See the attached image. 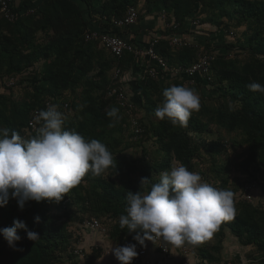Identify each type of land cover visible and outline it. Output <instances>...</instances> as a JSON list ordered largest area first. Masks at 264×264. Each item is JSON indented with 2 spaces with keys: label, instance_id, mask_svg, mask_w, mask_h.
Here are the masks:
<instances>
[{
  "label": "trees",
  "instance_id": "obj_1",
  "mask_svg": "<svg viewBox=\"0 0 264 264\" xmlns=\"http://www.w3.org/2000/svg\"><path fill=\"white\" fill-rule=\"evenodd\" d=\"M137 4L139 0H25L17 7L19 16L15 21L7 19L0 10V80L15 78V84L6 88L8 91L23 84L30 88L19 99L7 95L6 91L0 92V128L15 130L23 138L33 135L29 121L34 111L46 109L47 102H51L62 112L67 103L62 99L63 92H76L77 87L83 85L81 101L76 95L72 103H68L76 111L75 117L64 126L75 129L87 139L103 142L116 157L117 164L101 176H93L89 171L59 202L31 200L23 209L18 202L0 207V229L11 227L19 220L39 235L36 241L29 240L24 229H17L21 239L14 249L0 233V264L63 263L64 251L68 258L78 256L71 248L73 237L77 236L69 230L70 222L77 221L68 211L73 205H81L84 212L94 213L92 217L103 224L100 216L115 220L108 232L117 245L137 242L133 240L135 233H128L127 228L119 226V217L126 214L127 193L147 191L150 185L141 187V178L158 182L160 174L170 170L174 161L192 172L209 161V170L221 178V185L226 188L229 180L225 177V166L219 162L227 149L226 140H207L205 134L212 133V125L233 133L231 143L244 146L246 157L240 162L242 172L247 175L244 183L257 180L264 193V94L246 87L251 82L264 85V0H145V14L141 16L140 11V19H146L148 26L140 24L142 34L154 33L158 37L154 50L170 66H189L198 60L200 53L211 54L214 57L211 74L198 78L192 87H211L209 95L216 93L218 100L208 104L205 96L199 97L200 108L192 112L187 126H173L167 119L157 118L155 109L163 99V90L174 84L184 85L185 79L164 83V78H138L132 101L146 110L145 118L139 122L144 130L140 139L125 142L114 133L123 130L121 122L125 124L126 117L118 121L106 114L111 107L122 111L109 95L110 87L118 80L109 77L108 71L119 68L121 75L135 71L136 58L132 53L106 56V48L99 40L86 39L85 32L99 28L127 39V32L137 31L134 29L137 25L123 29L114 25L113 20L125 15L130 5ZM30 9L33 11L29 12ZM192 21H199V28L209 35L197 37L198 46L174 45L170 36L195 26ZM165 23L171 26L166 27ZM240 27H245L243 38L239 37L236 42L227 40V35L236 37L235 29ZM39 32L47 38L45 42L38 38ZM202 38L217 39L214 44L207 41L204 45ZM132 41L141 42L135 38ZM215 45L224 50L213 54L210 49ZM235 48L249 52V59L241 61L237 56H230V50ZM41 60L40 70L28 71ZM93 69H97L95 74H91ZM153 137L157 144L156 156L147 157L143 146L146 154L139 158L140 163L124 155V150L144 145ZM199 173L207 175L208 172L200 170ZM244 183L239 185L241 193ZM253 203L240 202V211L231 219L221 221L220 236L224 237L229 229L242 245H254L261 255L260 264H264V208ZM52 206L58 212H52ZM86 218H79L81 226ZM198 249L202 259L210 263L221 261V258L215 259L206 246L199 244ZM215 249L218 251L221 246L216 245ZM102 251V247H94L86 263L94 264L95 259L101 258Z\"/></svg>",
  "mask_w": 264,
  "mask_h": 264
},
{
  "label": "clouds",
  "instance_id": "obj_2",
  "mask_svg": "<svg viewBox=\"0 0 264 264\" xmlns=\"http://www.w3.org/2000/svg\"><path fill=\"white\" fill-rule=\"evenodd\" d=\"M246 87L264 94L260 83L251 82ZM162 96L155 115L173 126L186 127L192 112L200 108L199 95L191 87L174 84L165 88ZM118 113V108L111 107L106 114L119 119ZM64 125V114L50 104L34 117V134L27 138L0 128V207L10 198H15L21 209L31 200L59 202L89 171L101 176L108 168L117 167L116 157L103 142L87 139ZM140 185L150 188L128 191L126 214L119 217V226L135 233L133 240L141 246L157 238L177 247L196 245L211 237L222 220L234 216L233 192L205 182L183 164L163 171L155 183L142 177ZM17 229H24L29 240L39 238L24 222L16 220L13 226L0 229L14 249L21 239ZM136 248L135 243H128L110 251L120 264H131L138 256Z\"/></svg>",
  "mask_w": 264,
  "mask_h": 264
},
{
  "label": "rangeland",
  "instance_id": "obj_3",
  "mask_svg": "<svg viewBox=\"0 0 264 264\" xmlns=\"http://www.w3.org/2000/svg\"><path fill=\"white\" fill-rule=\"evenodd\" d=\"M139 8L141 11V16L142 14H145V10H144V3L145 0H139ZM204 16V15H203ZM147 18V17H145ZM148 19V18H147ZM144 24L143 26L147 27L148 26V21L146 19H140L137 26L134 27V29L136 28L137 30H141L142 26H140V24ZM193 23V21H192ZM245 27H240L238 29H235L236 32V37H234L233 35L227 36V40H229L230 42H236L238 40V38H243V31H244ZM38 38L42 41H46L47 38L44 37L43 33L39 32L37 34ZM207 38H202L203 44L206 45L207 41H209L211 44L215 43V39H211L210 40H206ZM206 41V42H205ZM212 52L213 54H219L220 52H222V50H224L222 48V46H217L215 45L214 47L211 46ZM229 52V50H228ZM104 53L106 56H109L110 53L108 51L104 50ZM230 56L232 57H236L239 58L241 61H246L249 59L250 54L247 51H240L239 49L235 48V49H231L230 50ZM43 65V60H41L40 62H37L33 67H31L28 71H32V70H40L42 68ZM115 69V68H114ZM113 68L110 69L108 71V76L111 77L112 73H113ZM97 72V69H93L91 74H95ZM131 71H125L122 76H121V82H123V86L125 88L126 91H128V93L130 94L131 99H133V90H132V85L135 83V85H137L138 82V78L139 77H135V75H130ZM122 84V83H121ZM26 84L23 85H18L12 88L11 91H8L5 88H1L0 92H7V95H11L14 99H19L21 97L24 96V94L30 90V88H26L25 86ZM184 86L187 87H192V84H184ZM83 85H79L77 87V91L76 92H71V90H66L63 92V97L62 99H65V102L71 104L72 100L76 97L77 95V100L81 101V96H82V92H83ZM195 89V88H194ZM211 87H201V88H196L195 91L198 93L199 97L205 96L204 101L208 104H213L217 102V97H216V93H211L209 95V91ZM204 94V95H202ZM130 99V100H131ZM202 100V98H201ZM131 102L133 103V101L131 100ZM66 104V103H65ZM131 104V103H130ZM134 104V103H133ZM132 104V105H133ZM135 105V104H134ZM132 108V112L130 113L128 111L129 108H122V111L118 113L119 115V119L118 121H120L122 119V117H126L127 121L126 123H122L123 126V130H116V132L114 133V136L119 137V138H123L124 141L126 142L127 140H136L135 139V133L134 136H132V133L134 132V128L132 126V120L133 118L137 119L139 122L142 118H145L146 115V110L142 109L139 107V105H135ZM58 106V105H57ZM59 108V106H58ZM62 113L65 116V123L69 122L71 118L75 117L76 111H74L72 108H70L69 106H64V109L62 111ZM130 114H132L133 117L130 116ZM131 122V123H130ZM212 133H206L205 135L207 136V140H212V139H219V138H225L226 140V145L225 147L226 152L224 153V155L220 158V164L225 166V177H228L229 183L227 185L226 188L222 187L221 185V178L219 177H215L212 172L209 170V165L210 162L207 161L205 162V157H207V155H205V151L202 153L203 154V162L202 165L198 166V169L195 171L196 173H198L202 179L205 182H208L210 184H212L215 187L221 188V189H227V190H231L233 192V205H234V214L238 213L240 211L239 209V204L240 202L244 201V199L242 198V193L240 191V186L242 183H244V181H246L247 175L244 174L240 168V162L242 160H244V158L246 157V153H245V148L244 146L242 147H238L236 145H234L233 143H231V137L234 136L233 133H228L224 128L218 127L217 125H212ZM139 138V136H138ZM141 138V137H140ZM139 138V139H140ZM154 137L152 138V140H147L144 142V145L138 144L137 146L134 147H130L126 150L123 151L124 155H126L129 159H136L139 163V158H141L144 154H146V152H144L142 150V146L146 149L147 151V157H152V156H156L154 155L155 150L157 148V144L154 143ZM124 142V143H125ZM125 145V144H124ZM152 156H150V155ZM180 164L177 161H174V166ZM200 170H203L205 172V174L207 173V175H202L199 173ZM108 172H106L105 174H107ZM87 184V183H86ZM17 202V200L15 198H10L8 203L6 205H9L10 203H15ZM253 204H255L256 206H261L262 208H264V196H263V192L261 191L260 185L258 186V189L255 191V198L253 200ZM238 207V208H237ZM52 212H58V210L56 209L55 206H52L50 209ZM61 211V210H60ZM69 213L72 215L73 218H75L77 221L76 222H70L69 224V230L73 233V235L77 236L75 239L73 237V241L71 243V248L74 250L77 247H84V251H85V256L83 257H72V258H68L67 252H63L62 254L64 255V262L63 263H59L57 262L56 264H87L86 262H88V255L92 254L93 248L96 246H100L102 247L105 251V254L103 252V255L101 256V258L95 259L94 264H120V262L112 255H107V251L109 248L116 246L117 242L113 241L110 238V235L108 232V230H111V226L112 224L115 222V220H112L111 218L107 217V216H100V218L104 221V225L108 228V230L105 233H100V232H89L84 230V228H82L81 224H79L80 220L79 218L83 217H92L94 216V213H90L89 211L84 212L81 209V205H73L71 207L68 208ZM79 225V226H78ZM81 227V228H80ZM220 230H219V226L217 227V229L213 232L212 236L205 239L204 240V244L199 243L200 246L204 245L207 247V249L210 251L211 255L217 259V258H222V263H220V261H217L218 264H223L224 262H228L229 260H232L233 262L237 260L238 256L242 255L246 261L248 262V264H251V261H254L256 263H258V259L260 260L261 255L259 254V251L257 250V248L254 245H242L239 242V239L233 235V233L227 229L225 232L224 237L220 238ZM199 244L193 245V248H195V252H197V254L199 255ZM216 245L221 246L220 250H216L215 247ZM252 249V250H251ZM70 251V250H69ZM233 258V259H232ZM257 259V261H255ZM90 260V259H89ZM102 260V261H101ZM200 260L202 262H199L198 264H207L209 262L205 261L204 259H202L200 257ZM207 262V263H206ZM255 263V264H256ZM210 264H217L216 262H212Z\"/></svg>",
  "mask_w": 264,
  "mask_h": 264
},
{
  "label": "built area",
  "instance_id": "obj_4",
  "mask_svg": "<svg viewBox=\"0 0 264 264\" xmlns=\"http://www.w3.org/2000/svg\"><path fill=\"white\" fill-rule=\"evenodd\" d=\"M25 0H0V10L4 16L10 21H15L19 14L17 12V7ZM33 11L32 9L29 12ZM165 16V13L163 14ZM140 19V8L139 4L130 5L127 9L125 15L120 18H115L113 20L114 25L120 28H129L138 24ZM193 25L189 30L184 33H174L170 36V40L176 46H198L197 37L206 36L209 33L201 28H199V21H193ZM166 27H170L171 24L165 23ZM230 37V35H227ZM85 38L88 40H99L102 47L118 57L123 56L125 53H132L136 58V66L139 69V78L145 79L146 77L153 78H164L163 82L168 83L170 80L174 79H185L188 84H195L198 78H206L211 74V61L214 58L211 54L200 53L199 58L196 62L189 66H170L166 60L157 54L154 50L155 43L159 40L157 36L153 37L146 44L140 42L139 44L133 43L131 38H124L112 34L111 32L102 31L101 29H87L85 32ZM200 46V45H199ZM202 49V48H201ZM112 76L118 82L111 86L109 89V95L115 98V101L122 108H129L128 111L131 113L133 103L131 102V97L128 91L125 90L123 82H121V70L115 68L113 70ZM122 83V84H121ZM15 84V78H9L5 82L0 80V90L1 88H9ZM125 85V84H124ZM131 99V100H130ZM131 103V104H130ZM51 102H47V106ZM133 104V105H132ZM68 106V103L65 104ZM39 110H35L33 117L29 121L30 130L34 131L33 123L34 117L38 114ZM131 117L132 114H130ZM132 120V126L134 128L135 139L138 138L143 133V127H141L139 121L135 118ZM84 178V177H83ZM82 178V179H83ZM259 182L257 180L247 181L243 184L242 188V198L244 200L253 202L255 191L258 189ZM83 228L86 231H95L100 233H105L108 228L96 217L86 218L82 223ZM137 245L138 256L133 258L131 264H173L175 260L176 253L174 251V245L166 242L163 238H157L153 241H145V246H141L138 242H132ZM126 245V244H124ZM123 246V245H116ZM116 246H113L116 247ZM154 247L157 252L160 253L159 258H153L150 254V247ZM99 247L96 246V248ZM180 252L184 255L182 264H190L188 256L194 252L193 245L185 243L178 247ZM108 249L107 255L114 254ZM103 249V252L105 254ZM75 254L79 257L85 256L84 247H77L74 250ZM115 257V256H114ZM227 264H236L232 260L228 261Z\"/></svg>",
  "mask_w": 264,
  "mask_h": 264
},
{
  "label": "crops",
  "instance_id": "obj_5",
  "mask_svg": "<svg viewBox=\"0 0 264 264\" xmlns=\"http://www.w3.org/2000/svg\"><path fill=\"white\" fill-rule=\"evenodd\" d=\"M136 32V33H135ZM153 34V35H152ZM126 36L128 37V38H135L136 40H138V41H150L153 37H155L156 35L154 34V33H151V34H142V29L141 30H137V31H135V30H133V31H131V32H127V34H126ZM153 36V37H152ZM142 38H143V40H142ZM139 67L138 66H136V69H135V71H131V74L130 75H135V77L137 78V77H139ZM171 81V80H170ZM169 81V82H170ZM132 90H133V92L136 90V86H135V83L132 85ZM134 96V95H133ZM263 196H264V193H263ZM254 197H255V195H254ZM192 245V244H191ZM150 247V246H149ZM150 254H151V256H153V258H159L160 257V253L159 252H157L156 250H155V248L154 247H150ZM252 250V249H251ZM174 251H175V253H176V256H175V260H174V262H173V264H182V262H183V258H184V255L180 252V250H179V248L177 247V246H174ZM196 250H195V248H194V252L193 253H191L189 256H188V258H189V261H190V264H198L199 262H202L201 260H200V257L198 256V254H197V252H195ZM233 259V258H232ZM102 261V260H101ZM206 261V260H205ZM230 261V260H229ZM255 261H257V259L255 260ZM208 262V261H207ZM206 262V263H207ZM235 262V261H234ZM215 263V262H214ZM217 264H218V262H216ZM220 263H222V258H221V261H220ZM251 264H255L256 262H254V261H251L250 262ZM207 264H210V262L209 263H207ZM223 264H227V262L225 263H223ZM236 264H248V262L246 261V259L242 256V255H240V256H238V258H237V260H236ZM256 264H260V261H259V259H258V263H256Z\"/></svg>",
  "mask_w": 264,
  "mask_h": 264
}]
</instances>
